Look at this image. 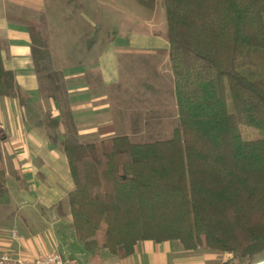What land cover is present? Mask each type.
I'll return each instance as SVG.
<instances>
[{"label": "trees", "instance_id": "trees-1", "mask_svg": "<svg viewBox=\"0 0 264 264\" xmlns=\"http://www.w3.org/2000/svg\"><path fill=\"white\" fill-rule=\"evenodd\" d=\"M162 3L177 113L170 136L83 138L68 110L62 137L57 120L47 122L73 182L66 203L74 235L119 258L140 240H175L229 253L221 264H264V137L240 136L242 124L264 127V0ZM10 18L26 26L35 68L49 70L45 14ZM2 46L0 95H16ZM8 199L0 159V203ZM91 259L101 264L95 252Z\"/></svg>", "mask_w": 264, "mask_h": 264}, {"label": "crops", "instance_id": "crops-1", "mask_svg": "<svg viewBox=\"0 0 264 264\" xmlns=\"http://www.w3.org/2000/svg\"><path fill=\"white\" fill-rule=\"evenodd\" d=\"M59 1L0 0L2 63L13 71L16 83V95H0V159L9 194L3 204L22 209L16 222L0 209V229L40 226L9 240L0 238V252L33 258L66 248L69 254H60L74 257L78 264L79 257L86 255V263L94 264L92 252L101 264H147L154 251L152 240L138 241L131 254L119 258L106 248L88 250L75 237L66 203L73 182L65 154L48 138L47 122L55 118L56 132L62 137V113L68 110L81 137L100 139L155 137L168 118H177L172 73L164 53L169 44L162 0H87L89 8L78 5L83 30L72 28L64 30V36H54L51 15L57 13ZM39 12L45 14L49 32L52 66L45 71L35 68L26 26L10 18L35 20ZM104 12L113 15L108 24ZM70 14L60 12L64 23L74 21ZM54 80L59 88H53ZM147 90L153 94L144 93ZM140 99L146 100V108L139 109ZM166 127L169 132L170 125ZM27 212L32 216L28 222ZM14 214L11 209L9 216ZM78 241L85 254L76 249ZM164 250H170L167 243Z\"/></svg>", "mask_w": 264, "mask_h": 264}, {"label": "rangeland", "instance_id": "rangeland-1", "mask_svg": "<svg viewBox=\"0 0 264 264\" xmlns=\"http://www.w3.org/2000/svg\"><path fill=\"white\" fill-rule=\"evenodd\" d=\"M92 1V0H90ZM89 1L87 0H71V2L69 4H65L64 0H60L58 2V4L56 5V14L55 12H52V15L54 17V23H52L51 30L54 34V36H64L66 35L68 29H77V30H83L82 27H80V17H79V7L78 5L80 4V6H82L81 8H83L84 6H88ZM89 8V7H87ZM85 9V12L88 11V9ZM63 10H68V12H70V18L73 19L74 21H69L71 22L69 24V22L64 23V21L62 20V16L60 15V12H62ZM94 15V14H92ZM95 17V16H94ZM104 17L106 18L105 20V24H108L109 20L108 18L113 17V15H110L109 13H105L104 12ZM109 28V27H108ZM64 30H66V32H64ZM253 58H256V55H253ZM167 91V90H166ZM144 93L146 94H153V92H147L145 91ZM164 94H167V92H164ZM146 100L141 102L140 99V103H139V109H143L146 108ZM167 122L164 123L163 128L156 132V136L155 137H143V136H139V137H130L132 140L134 141H150V140H154V139H161V138H166L168 136H170L171 134V129L172 127L177 123V118H172V116L170 118H168V120H166ZM170 125V131L167 132L165 129L167 128L166 126ZM165 127V128H164ZM240 136L242 139H256V138H262L264 137V127H256V126H251V125H240ZM0 209H4L6 210L9 215L11 213V209L13 211H15V214L13 217L9 216L8 217L10 219L8 220H14L15 222L18 221V219L21 217L22 215V209H17V206L12 204V206H10V204H3L0 203ZM17 212L18 214V218L16 220L17 217ZM29 212H27V219L26 221L28 222V220H30V217H32L31 215L28 214ZM0 222H3V219L0 218ZM34 225V224H33ZM17 226V225H16ZM1 227V226H0ZM40 226L38 225V223L34 226L28 225L26 227H22V225H19L17 227H15L16 229V236L17 234H19V232L22 234V232H25L24 234H27V232L31 231L34 232L36 230V228H39ZM12 229H0V238L1 239H10L13 236L11 235L12 233ZM170 242H161V243H155L153 241H149L150 243H152V246L154 248V251H150V255H148V261L147 264H221V262L225 259H227L230 254L229 253H224V252H220L217 250H210V249H203V248H196V249H184L182 247V245L175 241V240H169ZM77 245V250L80 252H84L85 254V249L82 246V242L78 241ZM142 242L139 243V245ZM168 245L170 250H164L165 249V245ZM139 248L141 246H138ZM158 248V249H157ZM60 253L63 255H67L68 250L66 248H61L59 249ZM109 254V252H107ZM111 255V254H110ZM69 256V255H68ZM87 257V255L84 257H79L81 258L80 263L81 264H87L85 258ZM146 257V258H147ZM264 256H261L260 258H262Z\"/></svg>", "mask_w": 264, "mask_h": 264}, {"label": "built area", "instance_id": "built-area-1", "mask_svg": "<svg viewBox=\"0 0 264 264\" xmlns=\"http://www.w3.org/2000/svg\"><path fill=\"white\" fill-rule=\"evenodd\" d=\"M11 235L16 236L12 231ZM0 264H78L72 256H63L57 251L47 252L37 255L33 258H24L20 255H14L8 251L0 252Z\"/></svg>", "mask_w": 264, "mask_h": 264}]
</instances>
